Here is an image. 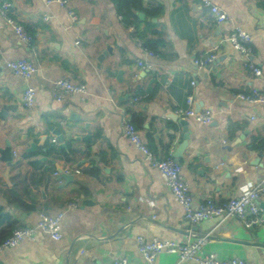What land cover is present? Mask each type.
Returning a JSON list of instances; mask_svg holds the SVG:
<instances>
[{"label":"crops","instance_id":"crops-1","mask_svg":"<svg viewBox=\"0 0 264 264\" xmlns=\"http://www.w3.org/2000/svg\"><path fill=\"white\" fill-rule=\"evenodd\" d=\"M4 1L31 42L0 14V149L9 142L13 161L9 167L0 154V243L36 226L39 213H62L63 219L60 241L37 232L35 242L1 252L0 264H112L117 258L146 264L140 236L179 243L209 236L203 253L264 264V198L263 223L250 230L234 218L191 225L125 135L134 124L150 151L181 165L194 206L239 198L264 181V106L237 97L264 93V0H209L226 14L224 24L201 0H141L145 11L135 12L129 27L113 0ZM235 29L252 39L248 60L227 40ZM144 41L157 54L148 56ZM215 46L217 60L198 68L196 59ZM17 60L36 65L32 78L10 72L6 63ZM246 63L262 75L254 76ZM58 80L84 86L85 93L58 101ZM28 88L36 92L30 110L22 103ZM189 97L196 112L210 113L211 124L177 114L188 109ZM50 128L60 130L62 141ZM57 165L71 179L59 177ZM18 198L34 200L36 211ZM5 216L17 229L1 241ZM154 264L195 263L163 254Z\"/></svg>","mask_w":264,"mask_h":264},{"label":"built area","instance_id":"built-area-1","mask_svg":"<svg viewBox=\"0 0 264 264\" xmlns=\"http://www.w3.org/2000/svg\"><path fill=\"white\" fill-rule=\"evenodd\" d=\"M46 5H51L52 0H42ZM204 7H208L214 16V19L218 24H224L227 21V16L217 6H214L209 0H201ZM60 2V1H57ZM63 4V2H60ZM11 6L4 0H0V14L7 20V23L13 26L16 35L25 43L31 42L29 37L21 25L14 23L13 19L8 17V12ZM74 17V16H73ZM48 20V18H45ZM227 40L232 46L241 54V56L248 60L250 59V48L248 44L251 42V37L247 32H243L240 29L232 31ZM141 45V44H140ZM142 46V45H141ZM218 47L215 46L210 50L205 58L196 59L195 65L198 68H207L217 60L216 52ZM149 56H154L153 52L146 51ZM7 68L11 73L21 76L28 80L33 77L37 72L35 64H31L27 61L17 60L13 62H7ZM142 65V63H140ZM253 75L260 77L262 75L261 70L258 67L249 65ZM195 85V82L192 83ZM85 93L84 86L70 84L69 82L58 80L54 84V98L58 101H64L72 94ZM34 89L28 88L24 95L22 103L28 110L32 109L35 105ZM237 97L250 104H259L264 106V93L254 89L251 93L238 94ZM194 100L192 97L188 98V109L179 110L178 115L184 118H194L202 125L208 126L213 122V118L209 112L198 113L193 108ZM126 137L135 145V147L142 153L146 161L155 168L160 176L164 179L167 187L169 188L176 201L182 205L184 210L185 219L192 225H197L205 221H211L213 219H238L246 229H251L256 226H260L263 223L261 217V208L259 202L264 198V181H262L255 188L250 190L247 194L240 196L239 198L230 199L226 202H217L213 199L206 201L204 204L194 206L193 196L190 195L188 187L181 174V165L173 158H160L156 156L144 140L141 138L136 126L134 124H128L125 129ZM55 141V139H54ZM63 214L58 213L55 216L39 213L38 222L36 226L19 228L15 230L11 236L6 238L0 243V253L18 247L26 241L35 242L37 232H42L52 238L53 241H60L61 235V222ZM209 236L199 238L197 240L187 241L185 243H179L177 241L159 240L153 238V240L146 241L143 237H138V251L142 255L146 264H154L156 259L163 254L176 255L180 261L191 262L195 264H246L243 259L231 258V260H221L215 253L205 254L203 253V247L208 242ZM112 264H131L127 258H117Z\"/></svg>","mask_w":264,"mask_h":264},{"label":"trees","instance_id":"trees-1","mask_svg":"<svg viewBox=\"0 0 264 264\" xmlns=\"http://www.w3.org/2000/svg\"><path fill=\"white\" fill-rule=\"evenodd\" d=\"M113 4H115L117 13L122 16L123 23L128 27L136 23L135 12L145 11L141 0H113ZM145 48L153 52V54H157L156 51L153 50L154 48L151 46L150 42H145ZM55 151V148L50 149L48 155L54 154ZM2 222L7 223V228L1 236V241L8 237L13 230L17 229L15 223H13L8 216H5Z\"/></svg>","mask_w":264,"mask_h":264},{"label":"water","instance_id":"water-1","mask_svg":"<svg viewBox=\"0 0 264 264\" xmlns=\"http://www.w3.org/2000/svg\"><path fill=\"white\" fill-rule=\"evenodd\" d=\"M100 60H101V59H100ZM120 75H121V72L118 74V77H120ZM11 109H12V108H10V107L5 108V109L1 112V116H3V114H5L7 110H11ZM181 124L185 127L184 130H183V133H185V134L188 133L187 135L184 136V138L188 141L190 137H189V131H188L187 127H186V126H187V123H186L185 121H181ZM86 128H88V126H87ZM50 131H53V134L57 135V136H58V139H59L60 141H62V136H61L60 130H58V129H54V130H53L52 128H50ZM42 139H44V138H42ZM89 139H90V136H88V137L85 138V140H86L87 142L90 141ZM31 147H32V149L35 148L34 145H32ZM0 154H1V160H2V161L6 162V163L9 165V167L13 166V161H12V150H11V145H10L9 142L7 143V148H5V149H0ZM56 170H57V172H58V174H59V177H62V178L67 179V180H68V179H71V177H70V176H67V175L64 173V171H63L58 165L56 166ZM8 171H9V170H7V171L5 172V174L3 175V176L5 177V180H6V181H7L8 177H9ZM8 182H9V181H8ZM9 184H10V183H9ZM41 194H42V199L46 200V199H45L46 196H45L44 190H42V189H41ZM26 195H27L28 197L30 196V193H29V191H27V190H26ZM15 196H16V194H15ZM18 200H19L20 204H21L22 206H24L26 209H28L30 212H34V211H36V206H35V201H34V200L31 199V202H30V203H28L26 200H23L22 198H18ZM45 209H46V210L48 209L47 205H45Z\"/></svg>","mask_w":264,"mask_h":264}]
</instances>
